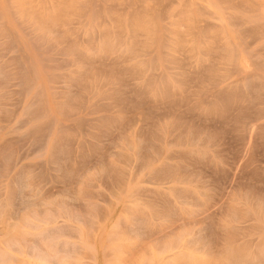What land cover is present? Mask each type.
Instances as JSON below:
<instances>
[{
  "label": "rangeland",
  "instance_id": "374dc122",
  "mask_svg": "<svg viewBox=\"0 0 264 264\" xmlns=\"http://www.w3.org/2000/svg\"><path fill=\"white\" fill-rule=\"evenodd\" d=\"M0 264H264V0H0Z\"/></svg>",
  "mask_w": 264,
  "mask_h": 264
},
{
  "label": "bare ground",
  "instance_id": "6f19581e",
  "mask_svg": "<svg viewBox=\"0 0 264 264\" xmlns=\"http://www.w3.org/2000/svg\"><path fill=\"white\" fill-rule=\"evenodd\" d=\"M121 64V63H120ZM116 65V64H115ZM113 71V70H112ZM130 71V70H129ZM211 72V71H210ZM213 72V71H212ZM132 73V72H131ZM111 74H113V73H111ZM123 74V73H122ZM114 75V74H113ZM117 75V74H116ZM212 75V74H211ZM118 76V75H117ZM111 77V76H110ZM211 78V77H210ZM212 80V79H211ZM249 83V82H248ZM254 83V82H253ZM253 85H255V84H253ZM258 86V85H257ZM247 87V86H246ZM165 88V87H164ZM250 89V88H249ZM255 90H256V88H254ZM252 90H253V88H252ZM251 90V91H252ZM166 92V91H165ZM169 92V91H168ZM231 92V91H230ZM240 93V92H239ZM239 93H237V94H239ZM242 93V92H241ZM162 94V93H161ZM167 94V93H166ZM251 95V94H250ZM167 96V95H166ZM165 95H164V97H166ZM241 96V95H240ZM221 98V97H220ZM233 98V97H232ZM238 98V97H237ZM242 98V97H241ZM254 98V97H253ZM239 99V98H238ZM238 99H235V100H238ZM233 100V99H232ZM256 100V99H255ZM255 100H252V101H255ZM223 101L225 102V106L227 107V106H229V104H230V98L229 97H227V98H225V100L223 99ZM245 101V100H244ZM222 102V101H221ZM232 102V101H231ZM247 102V101H246ZM240 103V102H239ZM221 104V103H220ZM232 104V103H231ZM240 105V104H239ZM238 105V106H239ZM231 106V105H230ZM211 108V107H210ZM217 111V110H216ZM219 112V111H218ZM222 112V111H221ZM223 112H225V110L223 111ZM222 112V113H223ZM217 115V114H216ZM226 115V114H225ZM218 116V115H217Z\"/></svg>",
  "mask_w": 264,
  "mask_h": 264
}]
</instances>
